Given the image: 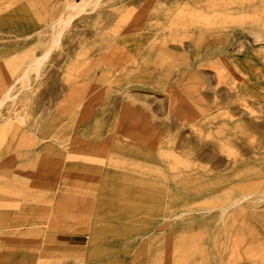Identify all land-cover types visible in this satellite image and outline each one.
<instances>
[{
    "label": "rangeland",
    "instance_id": "1",
    "mask_svg": "<svg viewBox=\"0 0 264 264\" xmlns=\"http://www.w3.org/2000/svg\"><path fill=\"white\" fill-rule=\"evenodd\" d=\"M80 1L0 0V264H264V0Z\"/></svg>",
    "mask_w": 264,
    "mask_h": 264
},
{
    "label": "crops",
    "instance_id": "2",
    "mask_svg": "<svg viewBox=\"0 0 264 264\" xmlns=\"http://www.w3.org/2000/svg\"><path fill=\"white\" fill-rule=\"evenodd\" d=\"M59 14H57L55 16L53 15L51 17V19L47 21V24L51 29V39L49 41L48 47L46 49H44L41 54L37 55L35 53V51H36L35 46L31 47L29 42H25V41L22 42V46L24 47V50L20 53V55H18V57H17L18 59L14 63V65L11 66L10 69H8L6 71V74H8V82L2 87V92L0 94V100H2V104L0 105V109L6 104V102L8 100H13L15 98V96L13 95L14 94L13 90H14L15 84L17 82H21L22 85H24L32 73H34L35 75L37 74L36 76L39 75V73L41 72L42 66H43V62L46 61L50 57L53 48L58 45L59 42L55 43L53 41L52 34H53V30H54L53 25L56 22V20L59 18ZM174 27L182 29L181 26H174ZM26 35H24V36H26ZM177 35L180 36L181 32H179ZM38 43H40V41L36 42L35 44H38ZM164 46H165V43L158 45V44H155L153 42L151 44V48L162 47V50L157 55L158 65L154 66V67H150V68H144V69L140 68V70L137 72H140L143 74L146 73L148 75H154L158 72H161L162 68L165 67V64L167 63V61L169 59V52L164 50L165 49ZM26 47H28V48L26 49ZM48 49H50L49 55L45 59H42L43 53L45 51H47ZM149 54H150V51H149ZM40 57L42 59L40 62L41 66H39L40 68L39 67L36 68L34 60L37 58H40ZM110 67L116 71L119 70L121 73H124V72H127V73L135 72L136 73V69H137L135 64H128L127 65V63H124V62H119L118 65H112ZM24 86H26V85H24ZM137 236L134 239H137L139 237V236L138 237Z\"/></svg>",
    "mask_w": 264,
    "mask_h": 264
},
{
    "label": "bare ground",
    "instance_id": "3",
    "mask_svg": "<svg viewBox=\"0 0 264 264\" xmlns=\"http://www.w3.org/2000/svg\"><path fill=\"white\" fill-rule=\"evenodd\" d=\"M86 0H82L80 1L76 7L74 8L77 12H80L81 10H83L84 6L86 5ZM72 16H74V13L71 12L69 13L68 17H67V20L64 22V23H68V20H70L72 18ZM53 28H54V25H53ZM62 27H59V29H57L56 31L53 30V34H52V39L55 43H58L59 42V36L62 32ZM57 45V44H56ZM50 53V49H48L47 51H45L42 55V59H45ZM41 57L40 58H37L34 60V63H35V67L38 68L40 65V62H41ZM44 63V62H43ZM40 68V67H39ZM37 75V74H36ZM29 79V78H28ZM25 80V79H24ZM2 104V100H0V105Z\"/></svg>",
    "mask_w": 264,
    "mask_h": 264
}]
</instances>
